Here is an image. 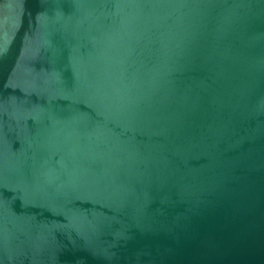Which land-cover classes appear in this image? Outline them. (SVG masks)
<instances>
[{
  "label": "water",
  "instance_id": "water-1",
  "mask_svg": "<svg viewBox=\"0 0 264 264\" xmlns=\"http://www.w3.org/2000/svg\"><path fill=\"white\" fill-rule=\"evenodd\" d=\"M0 264H264V0H0Z\"/></svg>",
  "mask_w": 264,
  "mask_h": 264
}]
</instances>
